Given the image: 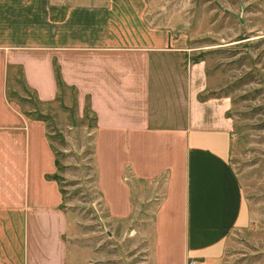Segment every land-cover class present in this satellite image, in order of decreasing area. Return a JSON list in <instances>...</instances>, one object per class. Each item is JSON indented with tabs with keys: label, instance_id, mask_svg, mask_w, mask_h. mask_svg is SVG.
Returning <instances> with one entry per match:
<instances>
[{
	"label": "crops",
	"instance_id": "obj_1",
	"mask_svg": "<svg viewBox=\"0 0 264 264\" xmlns=\"http://www.w3.org/2000/svg\"><path fill=\"white\" fill-rule=\"evenodd\" d=\"M99 2L55 14L50 0H0V173L15 175L13 149L28 144L25 133L40 125L53 165L45 178L57 190L46 208L15 198L4 185L11 195L0 196V264H65L54 154L39 120L24 122L5 92L8 70L18 68L36 100L52 102L54 65L81 112L88 102L94 164L98 146L120 158V201L108 207L111 217H127L130 190L148 185L154 262L217 264L227 237L249 219L227 161L230 102L208 95L203 62L192 63L193 50L176 43L184 38L151 28L145 0Z\"/></svg>",
	"mask_w": 264,
	"mask_h": 264
},
{
	"label": "rangeland",
	"instance_id": "obj_2",
	"mask_svg": "<svg viewBox=\"0 0 264 264\" xmlns=\"http://www.w3.org/2000/svg\"><path fill=\"white\" fill-rule=\"evenodd\" d=\"M99 1L50 0L55 14L66 5L90 7ZM145 2L151 28L163 29L172 40L184 38L176 43L189 46L190 59L203 62L208 95L230 102L227 161L249 219L227 237L217 264H264V0ZM5 88L9 107L21 113L24 122L41 119L37 123L56 156L54 176L66 219L65 264H156L151 257L154 207L144 190L149 186L138 184L137 194L130 190L127 217H111L109 208L120 201L115 181L120 158H109L106 148L98 146L94 164L91 114H82L73 92L61 90L59 102L37 105L16 68L8 70ZM27 134L28 144L23 146L21 140L13 149L15 175L0 173V196L11 195H5L7 185L15 198L24 196L49 208L57 199L56 187L45 178L53 170L51 154L40 125L29 127L26 140Z\"/></svg>",
	"mask_w": 264,
	"mask_h": 264
},
{
	"label": "trees",
	"instance_id": "obj_3",
	"mask_svg": "<svg viewBox=\"0 0 264 264\" xmlns=\"http://www.w3.org/2000/svg\"><path fill=\"white\" fill-rule=\"evenodd\" d=\"M190 61L192 62V63H197V62H200L199 60H197V59H190ZM18 69V68H17ZM18 72H19V74H20V70L18 69ZM53 74H54V79H55V85H56V96H55V98H54V100L52 101V102H59L60 101V99H61V97H62V95H61V93H62V91L61 90H70V91H72L73 92V94L75 95V91H74V89L73 88H70V87H67L61 80H60V78H59V75H58V71H57V67L54 65L53 66ZM10 95V94H9ZM7 98H8V100H9V96H7ZM205 98V96H200L199 98H198V100H203ZM52 102H40V101H38V100H36V104L37 105H48V104H50V103H52ZM89 111V107H88V102L86 101L85 102V105H84V107H83V110H82V114H83V112H84V114H86L87 112ZM36 111L34 110L33 111V113H35ZM83 114V115H84ZM92 117H91V121H92ZM34 120H41V119H39V118H35ZM56 156L54 155V166H55V172H56V170H57V161H56V158H55ZM56 176H53V180L54 181H56L57 182V180H56ZM58 183V182H57ZM60 187V186H59ZM60 194H61V196H62V190H61V188H60Z\"/></svg>",
	"mask_w": 264,
	"mask_h": 264
},
{
	"label": "built area",
	"instance_id": "obj_4",
	"mask_svg": "<svg viewBox=\"0 0 264 264\" xmlns=\"http://www.w3.org/2000/svg\"><path fill=\"white\" fill-rule=\"evenodd\" d=\"M189 264H198V263L192 260V261H190Z\"/></svg>",
	"mask_w": 264,
	"mask_h": 264
}]
</instances>
